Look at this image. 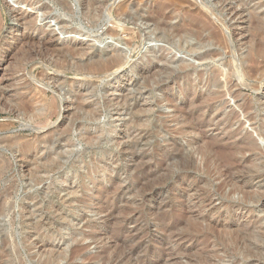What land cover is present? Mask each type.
Returning a JSON list of instances; mask_svg holds the SVG:
<instances>
[{"label": "rangeland", "instance_id": "374dc122", "mask_svg": "<svg viewBox=\"0 0 264 264\" xmlns=\"http://www.w3.org/2000/svg\"><path fill=\"white\" fill-rule=\"evenodd\" d=\"M28 1L0 0V264H264V238L256 236L264 230V67L244 80L237 74L250 63L264 0L168 1L180 17L208 14L223 36L218 46L161 34L147 19L152 9L167 10L163 0ZM124 4L129 10H118ZM16 10L43 32L25 28ZM25 34L86 53H67L63 63L53 48L24 42ZM209 50L219 53L200 60ZM117 51L121 65L86 66L91 55ZM156 64L174 72L186 64L191 78L213 70L222 81L232 77L233 94L222 86L221 109L207 111L219 121L232 112L236 122L202 126L214 140L226 137L224 128L248 136L256 148L235 153L243 164L218 176L195 152L202 141L191 148L193 133L173 136L179 116L168 99L180 105L186 81L159 67L145 77ZM15 95L39 114L11 111ZM242 97L252 99L249 113ZM77 240L88 248L72 255Z\"/></svg>", "mask_w": 264, "mask_h": 264}, {"label": "bare ground", "instance_id": "6f19581e", "mask_svg": "<svg viewBox=\"0 0 264 264\" xmlns=\"http://www.w3.org/2000/svg\"><path fill=\"white\" fill-rule=\"evenodd\" d=\"M14 1L17 3H22V1H23V4L30 5V2L28 0H14ZM168 1L169 0L161 1L164 9H167L166 11L163 10V12H162L159 10L152 9L150 11V14L148 15L149 18L147 19V20H151V22L153 21L155 23L156 22L159 23V26H161V31H162L161 34H163V32L165 34H167L166 35V36H168L167 39H169V37H171V38L173 37V39H174V37H178L181 40V38H184L185 35H189L191 37H194L196 39V42L200 43V44H203L206 41H213L218 46V45H221L223 43V36L219 33V31L216 30V28H214V26H212V24H209L210 22H208V21L210 19H209V17H207L208 14L206 15V13H204V11L203 12H196V13L188 12V13H185L184 17L181 16L182 17L181 18L179 16L180 15L179 12H176V11H178L176 8H173V10L170 8L171 3H169ZM88 3L94 5L96 3V0H88ZM226 5H229V3H226ZM118 10L127 11V10H129V6H127V4H124V5H122L121 8H118ZM16 11H17V14H16L17 21L23 23L25 25V28L36 29L38 31L40 30L38 27H36L35 20L27 19L23 12H20L18 10H16ZM174 13L176 14V17L178 16L177 17L178 21L176 24L170 25L168 23L167 19L172 14L175 15ZM254 21H255V25L257 27V31L259 30L260 32L258 33L259 34L258 40L255 41V43L251 47H249L248 55L246 57L247 60L250 61L251 64L248 63V65H244L242 63L241 69L239 68L240 71H239V69L237 70V68H236L237 66L233 69V70H235V69L237 70L238 76L243 80L254 76L255 73H257L259 71V69H261V67H264V19H262V17H260V16H256ZM155 28H156V24H155ZM41 32H43V31H41ZM47 36L40 39V38H36L30 34H25L23 36V41L26 43H30V45L34 44V46H36L37 48H41L42 50H47V49L53 48V51L58 56L60 55V58L62 56V59H60V62H63V63H66L65 62V56H66L65 54H67V53L72 55V56L73 55H79V54L81 56H83L86 53V52H82L81 49H79L76 45L64 47V48H59L58 40L48 38ZM158 37H161V36H158ZM188 49L194 50V49H196V46H192V45L188 46ZM29 51H31V50H29ZM218 53H219V50H209V51L199 55V59L204 60L207 58H211V57H214V55H217ZM257 57H261V60L256 61L255 59ZM98 58H100V57L98 56ZM98 58L94 59L91 55L86 62L87 63L86 66L90 69L91 68L97 69V68L103 67L105 65H108V67H109V65L116 66V65L122 63L124 60L123 53H121L119 51L114 52V53L112 52L110 54V56H108V59L101 58L103 60H99ZM168 65L161 66V65L156 64L155 66H153L152 68H150L149 70H147L146 72H143V73H145L144 74L145 77H149L150 75L155 74L156 71L160 70L159 68L167 70ZM187 66L188 65H186V64L179 65L177 72H174V70H172V69H168V71H166L167 72L166 77H168L169 79H172L174 77H179V78H182L186 81V85H185V87L183 89V93H182L181 104L178 105V102H176L174 98L170 97L168 99L169 105L171 107H173L175 110V114H173V116L174 117L179 116V117L175 118L176 119L175 121H178L180 126L176 130H173V136H175L176 134L179 135V134H188V133L191 134V133H193L195 135V138L188 140L189 141L188 144L191 146V148H194V145H196L197 143L202 141L203 145H201V147L199 146L200 148H195V152H197V153H199V155H201L200 161H202L203 165L205 167H207L208 169L215 170L216 173H218V176H222L223 171L225 170V169H223V166H225V167L230 166L231 168L232 167L236 168L237 165L239 166L240 163L243 164L242 160H241L242 158L236 157L235 153H240V152H243L245 150L253 152L255 150L256 146L254 145V143L252 142V140H250V138L248 136L240 134L239 131H237V130L231 131V130H228L227 128H224L223 133L226 137L224 136L225 138L222 137V139H219V140L211 139L206 135V128H205V126H202L203 123L207 124L208 122H212V123L215 122L216 125H219L221 123L223 124V123H227V122H230V123L236 122V115L232 112L228 113V115L222 121H219L218 115L214 116V114H211L210 112L207 111L209 109H214V110L221 109L220 104H222V96L224 95V92L221 90L222 86L223 87L226 86L228 89V92L232 93V91H231L232 87L235 85L232 83L233 82L232 77H230V76H227L225 78V80L222 81L218 77V73L216 70H213L212 71L213 73L210 74L209 76H206V77H204L203 75L197 74L194 78H191L190 70H188ZM203 87H204V90H202ZM198 89H199V91H198ZM197 92H198V94H197ZM240 95H241L240 92L234 93V97H239ZM3 98H5V94L3 91L0 90V103L2 102ZM6 100H7V97H6ZM240 100H241L240 107L242 108V110L249 113V111L252 108V106H251V100L252 99H246V98L242 97V98H240ZM12 102L13 103H11V105H10L11 111H19L22 113V115L23 114L28 115V117H31V116L34 117V115L39 114V113L35 112L36 111L35 110L36 109L35 104L32 103L30 100H25L21 95H17V96L15 95ZM216 103H219V104L215 105ZM83 107H85V106H83ZM178 119H180V120H178ZM135 127H137V126H135ZM153 130L154 129L150 130V134ZM235 135H240L239 140L237 142H228L227 141L229 137H232ZM218 136H221V135H218ZM131 140L133 141V139H130V143L132 142ZM135 144L136 143H131L129 145V146H131V149L130 148L129 149L131 150L132 153L135 151L134 150ZM172 144H174L173 146H175L176 149L178 147H182V145H183V144H178L176 142H172L171 145ZM10 145H12V144H10ZM24 146L29 147L30 144L27 142V143H25ZM216 153H217V155H219V157L217 159H214L213 157ZM191 159L193 161H195V159H193V156L191 157ZM248 160L249 159H247V162H248ZM245 161H246V159H245ZM3 163L4 162L2 160H0V167L3 165ZM202 163H200V164H202ZM220 164L222 165V168L220 167L221 166ZM245 164H247V163L245 162ZM231 168H229V169H231ZM227 170H228V168H227ZM228 172H229V170H228ZM115 191L119 192V188H117ZM204 206H206V205H204ZM228 207H230L229 204L227 205V208ZM108 208H109V206L105 205L102 210L106 211ZM216 210H218V208H216ZM87 226L88 225H86V227ZM257 229H255V230H257ZM260 233L261 234H259V233L258 234L255 233V234H257L256 236L264 238V230H262ZM181 236H183V235H181ZM239 238H240V236L235 235L234 237H231V241L237 243ZM92 239H93V237H92ZM94 242H96V241H94ZM87 248H88V246L85 245L84 243H82L81 240H77L75 242L73 248H72V251L71 250L70 251L72 252V255H78L81 252H83L84 250H87ZM0 258H1V256H0ZM106 259H108V258H106ZM50 262H52V261H50Z\"/></svg>", "mask_w": 264, "mask_h": 264}]
</instances>
